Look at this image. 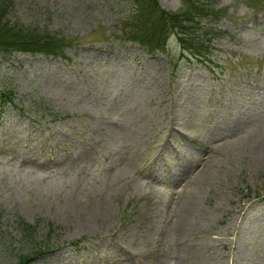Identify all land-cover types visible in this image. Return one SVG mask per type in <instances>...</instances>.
<instances>
[{
  "label": "rangeland",
  "instance_id": "1",
  "mask_svg": "<svg viewBox=\"0 0 264 264\" xmlns=\"http://www.w3.org/2000/svg\"><path fill=\"white\" fill-rule=\"evenodd\" d=\"M206 1L183 42L133 0H0L64 46L0 51V264H264V0Z\"/></svg>",
  "mask_w": 264,
  "mask_h": 264
},
{
  "label": "trees",
  "instance_id": "2",
  "mask_svg": "<svg viewBox=\"0 0 264 264\" xmlns=\"http://www.w3.org/2000/svg\"><path fill=\"white\" fill-rule=\"evenodd\" d=\"M135 1L138 14L134 15L145 22V25H151L155 30L159 29L162 32H168V35H173L178 33V37L183 42L185 38L182 36L184 34L187 22L190 21L191 24H196L198 21L196 19L207 14L208 8L210 6V1L202 0H182L185 4H188L184 9L177 12H168L163 10V8L157 3L156 0H133ZM208 9V10H207ZM208 13V17H209ZM4 14H0V51L6 53H12L15 51L31 52V53H44V54H55L60 55V52L64 49L63 45L55 43L52 38L46 36L43 39L40 35V31L25 30L22 26L6 24L4 22ZM133 17V18H134ZM205 20V18H204ZM194 21V23H192ZM139 26L140 30L144 29V26ZM176 28V29H175ZM176 31V32H175ZM138 31L135 30L132 34V38L139 39L140 36L137 35ZM143 37H147L143 34ZM149 39V38H148ZM154 38L149 39L148 43L155 47L157 42ZM197 51V50H193ZM8 94V93H7ZM27 224H25L26 226ZM30 256L22 257V264L30 262L32 258Z\"/></svg>",
  "mask_w": 264,
  "mask_h": 264
},
{
  "label": "bare ground",
  "instance_id": "3",
  "mask_svg": "<svg viewBox=\"0 0 264 264\" xmlns=\"http://www.w3.org/2000/svg\"><path fill=\"white\" fill-rule=\"evenodd\" d=\"M262 109H263V108H261L260 110H257V112H258L261 116L264 117V112L262 111ZM251 116H252V114L249 116L248 119H250ZM248 119H247V120H248ZM123 121H124V120H123ZM121 129L123 130L124 136H125L127 139H132V138L135 136L136 132H137V131L135 132L134 130H132V131H134V133L132 134V133L129 132V129L126 128V127H122ZM251 138H258V136H255V137L253 136V137H251ZM173 177H177V178H179V177H180V174H179L178 172H176V173L173 175ZM173 226H175V228H177V229H179V230H183V231L185 232V231H187V230L190 228L191 223H190V221L188 220V217L185 215V216H181V217H178L177 219H175V220H174V223H173ZM231 232H232V230L226 229V231L223 232V233H221V235H225L226 233H227V234H230ZM213 239L219 241V240H223L224 237H222V236L220 237V235H217V236H214ZM219 242H220V241H219Z\"/></svg>",
  "mask_w": 264,
  "mask_h": 264
}]
</instances>
